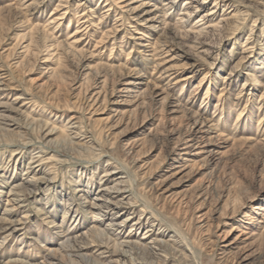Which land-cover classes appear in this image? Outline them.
Here are the masks:
<instances>
[{
    "label": "rangeland",
    "instance_id": "obj_1",
    "mask_svg": "<svg viewBox=\"0 0 264 264\" xmlns=\"http://www.w3.org/2000/svg\"><path fill=\"white\" fill-rule=\"evenodd\" d=\"M0 126V264L115 261L83 212L111 186L98 230L146 260L264 264L263 0H0Z\"/></svg>",
    "mask_w": 264,
    "mask_h": 264
},
{
    "label": "bare ground",
    "instance_id": "obj_2",
    "mask_svg": "<svg viewBox=\"0 0 264 264\" xmlns=\"http://www.w3.org/2000/svg\"><path fill=\"white\" fill-rule=\"evenodd\" d=\"M79 32L80 31H76L74 33V35H77ZM3 130H6V129H4V126L3 127L0 126V131L2 132ZM52 130H50V131H52ZM63 137H64V142L69 145L70 142H71L70 136L64 133ZM25 145H28V143L23 142L21 144V146H25ZM15 154L19 155L21 153L19 152V153H15ZM29 161L31 163L33 162L32 164L35 163L36 166L32 167L33 169L30 170V171L27 170L28 172H26L25 175L26 174H30V176H27L26 178L22 179V182L18 186L14 187V188H19L20 189V191L17 192V195L12 196V195H10L11 192L9 191V197H8V200H7L8 204L9 203L15 204V201H16V203H20V202L24 201V200H21V199H24V197H31L33 191H37L38 185L45 181V176H41V175H45V174H42L44 171H42V173H40V176H37V174L39 172H41V170L38 169V168L40 166H43V164H45V160H43L42 157H40L39 155H35V154L32 153L30 158H29ZM31 163H29L28 165H31ZM27 169H31V168H27ZM45 173L47 174V172H45ZM101 174H102L101 177H100L101 180L103 178L107 179V178L111 177L112 171H110L109 168H106V169L102 170ZM124 178H126V177H119L118 178L119 182L116 183V184L118 186L125 185ZM111 187L108 188V189L106 188L103 191V194L108 196V198H106V201L104 202V204L99 205V204H96V203H88V202L85 203L84 202L85 203V207H84V211H83L86 215H93V218H94L93 222H97V224H98V225H96V224L92 225L90 227L89 231L92 232V233H96L97 234V238L99 237L101 239L99 246L102 247V246H108L109 243L112 244L113 251H112L111 257L109 259L111 260V259H113L112 257H116V260L112 261V262L110 261L109 263H106V264H114V263L117 264V262H119V261H122L123 264H139V263L154 264V263H152V261L146 260V259H148V256L151 253V251H150L151 248L150 247H148L146 245H143L142 243H139V242H133L131 236H118L114 240H112L110 237L106 236L107 235V231L105 232L103 230L102 231L98 230L99 225L104 220L108 221L107 222L108 223L107 224V226H108L107 230H111L112 227H116L117 225H120V224H117V222H116L117 219H116V217H114L116 214H112L109 217H106V216H108L107 214H103V213H106V212H103V211H108L109 210V205L111 204L110 203L111 194L119 193V192H122V190H123V188H116L115 186L112 187V188ZM77 192L81 193L82 190H80V191L77 190ZM111 192H113V193H111ZM11 196L15 197V198H10ZM94 200H97V199L95 198ZM117 205L119 207H130V205H132V204H130L129 201L123 202V200H120L117 203ZM64 219H65V217L63 218V220ZM128 219H129V217H126L123 221H126ZM139 220L140 219H138L136 222H134L133 225H140ZM120 223H122V222H120ZM61 226L62 225H60L58 228H61ZM14 230H16V229L12 225H9L5 229H3V231H5L6 233L7 232L11 233ZM147 232H149V230ZM85 235H86L85 233L80 235L81 236L80 239H83L82 237H85ZM76 239H77L76 237L75 238H72V237L68 238L65 241L66 243L64 242V245H61V249H65V250L66 249L67 250L70 249L69 252L70 253L72 252L71 253L72 255H75L76 257L81 258L82 260H85V261H88V262L91 261V263H93V264H99L98 263V259H97L98 256L96 257L95 255L94 256L90 255L89 257H86V255H85L86 252L85 251L87 250V246H88L87 244H84L83 246H78V247H75V246L71 245V241H74ZM4 240L5 239H3V241ZM153 242L155 243V245L158 244V246L159 245L163 246V244H162L163 241L160 242L159 240H154ZM65 244H69V245L65 246ZM101 247H99L96 250V252L97 251H101V249H100ZM50 253L51 252L48 253V256L50 255ZM71 254H68V257L70 258V263H74L75 264L76 262L74 260H72ZM100 254L102 255L104 253L100 252ZM101 255H99V256H101ZM126 259H128V260H126Z\"/></svg>",
    "mask_w": 264,
    "mask_h": 264
}]
</instances>
